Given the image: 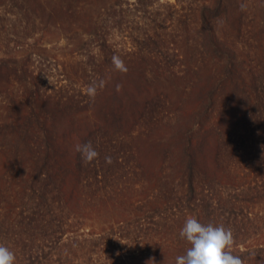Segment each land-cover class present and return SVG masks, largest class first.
Returning <instances> with one entry per match:
<instances>
[{
  "label": "trees",
  "instance_id": "1",
  "mask_svg": "<svg viewBox=\"0 0 264 264\" xmlns=\"http://www.w3.org/2000/svg\"><path fill=\"white\" fill-rule=\"evenodd\" d=\"M57 36L77 60L49 82L60 57L39 42ZM190 216L264 264V0H0V244L16 264H174Z\"/></svg>",
  "mask_w": 264,
  "mask_h": 264
},
{
  "label": "clouds",
  "instance_id": "2",
  "mask_svg": "<svg viewBox=\"0 0 264 264\" xmlns=\"http://www.w3.org/2000/svg\"><path fill=\"white\" fill-rule=\"evenodd\" d=\"M241 10L246 5H240ZM112 64L114 69L121 73L127 72L124 61L119 56H113ZM104 86V81L99 83L91 82L85 89L86 95L94 100L98 89ZM120 85H116V90H120ZM80 154L83 163H91L96 160L99 153L93 147L91 141L75 146ZM105 162L110 164L111 157H105ZM181 239L185 240L190 246L185 254L178 255L174 264H247L246 259L234 254L235 238L230 228L223 224L214 225L212 223H201L196 217H187L179 231ZM255 257L252 252L249 259ZM15 253L6 245L0 244V264H16Z\"/></svg>",
  "mask_w": 264,
  "mask_h": 264
},
{
  "label": "rangeland",
  "instance_id": "3",
  "mask_svg": "<svg viewBox=\"0 0 264 264\" xmlns=\"http://www.w3.org/2000/svg\"><path fill=\"white\" fill-rule=\"evenodd\" d=\"M163 2H172L174 3L175 0H162ZM39 40V39H38ZM115 42L121 43L123 46H129V43L125 39H121L120 37H116ZM39 46H42V50L44 51L43 54L46 57H49V55H57L60 58L52 59L50 64L51 67H47V72H50V76H46L47 80L49 82H54L56 78L61 76L63 65H61V62H66L67 70L68 72L73 71V65L75 61L77 60V56H70L69 47L66 46V41L64 39H60L57 37H50L43 39L39 42ZM51 59V58H50ZM71 62V65L69 66ZM60 63L59 65H57ZM57 65V66H56ZM46 70H44L45 72ZM53 74V75H52ZM162 150V149H161ZM144 156L147 160L151 162H156L159 158V148L158 147H146L144 150Z\"/></svg>",
  "mask_w": 264,
  "mask_h": 264
}]
</instances>
